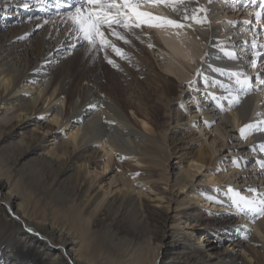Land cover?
Masks as SVG:
<instances>
[{
    "label": "bare ground",
    "instance_id": "obj_1",
    "mask_svg": "<svg viewBox=\"0 0 264 264\" xmlns=\"http://www.w3.org/2000/svg\"><path fill=\"white\" fill-rule=\"evenodd\" d=\"M21 2L0 0L1 22H8L9 12L24 4L31 16L48 14L58 25L67 17L65 12L57 14L56 0ZM185 2L189 16L196 8L205 9L198 18L206 17L207 22L184 20L183 8L177 13L145 6L142 10L177 19L184 27L142 25L126 30L136 44L153 49L160 59L159 72L151 67V86L139 80L147 76L145 61L130 62L133 70L138 69L133 85L141 94L137 102L128 99L122 83H114L110 76L111 88L103 87L97 77L82 76L74 97H66L71 79L55 77L53 69L83 42L76 39L74 29H66L55 47L39 55L32 66L18 59L13 44L1 41L0 264H127L136 251L158 256L164 246L171 256L161 264H264L242 253L233 255L227 246L210 244L206 234L247 232L233 226L228 217L216 218L200 209L208 208L209 201L223 202V210L230 206L240 214L242 225H252V240L264 251V215L233 203L245 197L259 207L264 200L260 148L264 132L256 127L244 135L240 131L246 125L264 127L260 123L264 122V58L260 59L264 46L246 42L258 40L254 35L264 37L263 16L249 23L248 14L259 12L236 0ZM69 5H76V0H64L59 7L68 11ZM259 6L264 7L262 2ZM112 65L105 64L103 70L109 72ZM250 78L257 87L246 84ZM173 95L177 100L188 95L182 112L204 145L188 166L180 162L168 166L167 138L161 134L163 169L154 179L160 166L154 156L159 141L146 120L148 116L153 120L157 106L170 103ZM36 115H48L47 124L54 128L42 129L36 123L23 131ZM59 130L62 137L47 144L48 135ZM129 157L135 159L129 163L132 171L123 172L121 162ZM227 158L231 165L226 170L221 162ZM98 159L104 160L96 166ZM110 166L112 175L106 180ZM217 170L222 174L218 179ZM212 183L216 185L206 186ZM155 191L164 211L160 217L147 212L148 195Z\"/></svg>",
    "mask_w": 264,
    "mask_h": 264
},
{
    "label": "rangeland",
    "instance_id": "obj_2",
    "mask_svg": "<svg viewBox=\"0 0 264 264\" xmlns=\"http://www.w3.org/2000/svg\"><path fill=\"white\" fill-rule=\"evenodd\" d=\"M22 2H28V0H22ZM260 2L263 3L264 0H236L235 3H241L242 6L244 5V7L253 8L255 11H258L261 16H263L262 20H264V7L259 6ZM61 9L62 10L57 11V14H60L61 12H65V14H67L68 11L63 10L62 7ZM24 11V5L16 7L15 10L10 11V16L7 17L8 22H3L4 20H2L1 22L3 15L0 14V45L3 44L1 41H4V43L8 42V45L13 44V51L17 55L18 59L21 62H25L26 64H28V66H32L38 59L39 55L44 54L50 48L53 49L60 38L63 36V33L66 29H74V31L76 32V39L79 41L82 40L81 35L75 30V26L70 20L67 19V17H64L61 22L62 24L60 23L58 25L56 24V18H50L48 14H43V17L40 12H37L36 14L34 13L32 14L33 16H31L26 11L24 13ZM26 13L28 15H25ZM251 13L248 14V20H250L248 21L249 23H252L257 16L255 13ZM36 22H39L37 29H35V26H37ZM114 27H116V31H118L128 41L127 43H125L123 40L116 39L114 36L109 35L107 29H105V34L112 44L122 50V55H118L112 50L111 47L101 50L99 45H97L96 47H92L88 45L87 42L82 40V43L72 48V51H70L68 55L60 58L57 64L54 66L53 73L55 77L71 79V85L66 88L65 95L67 98H73L75 95V86L83 84L82 76L89 75L92 77H97L103 87L111 88V83H109L110 76L113 79L114 83H122V88L126 92L128 99L137 102L141 94L139 92H134L133 85L135 83L134 80L137 76L136 73L138 69L133 70L130 62L135 63L133 61L138 58L145 61L146 66L148 67L147 76H141L139 80H144L151 86V84L149 83V80L151 81L153 76L151 67L154 68V72H159L160 69V67L158 66L160 63V59L158 56H156L157 53H155L153 49H148L136 44L134 40L127 36L126 30L123 27ZM256 27H259L258 31L262 32L260 24L256 25ZM240 28L241 24L236 25L235 31L237 32ZM256 37L258 38V40H246L247 44H251V42L256 41V44H261L264 46V37H262L261 35H254L255 39ZM261 58H264V54L261 55L260 59ZM109 60L112 61L111 64L113 65L109 68L110 71L108 72L103 70V66L105 64H110L108 63ZM129 73H132V76H130ZM254 82H256L254 78H250V82L246 84L249 85L250 83V85H253ZM254 87H257V85L252 86V88ZM102 92L103 91H100L99 94H101ZM25 94L26 92L21 93V96H24ZM170 97V103L165 102L157 106V111L155 112L154 116H152L153 120L150 116H148V119L146 120L148 127L153 130L155 137L159 141L157 151L154 156L156 157L157 163L160 166H157L155 168V173L153 175L154 179H158L160 177L163 169L160 162L163 161L162 148H164L163 145H165V143H162V140L164 135L167 138V146L169 151V158L167 162L168 166L177 164L179 162L182 164V166H188L187 161L191 158V156L195 155L196 151H198L204 145L203 142H201L200 138H198V136L195 134L194 128L186 123L187 117L182 112L181 105L183 106L187 102L188 95H185L182 100H177L176 95ZM152 98L154 99L155 96ZM47 105L48 103H46L43 108H46ZM169 111L172 112L170 113L172 115L171 117L167 116L166 114V112L169 113ZM36 117L37 118L31 120L30 123L28 120L29 125L23 131L34 128L36 123L39 124L40 128L42 129L51 130L52 128H54V126L52 127V125L47 124L48 115H36ZM179 118L182 119V121L176 124V120H178ZM68 132V128H65L63 131L64 134ZM55 136L62 137L60 130L48 135L47 144L52 142ZM168 138H170V140H168ZM257 154L259 155V153ZM114 156H116V152L114 153ZM103 160L104 159H98L94 163V165H101ZM116 161L117 160H114V164L118 163ZM134 161L135 159L132 157H129L127 159V162L122 161V171H132L129 163H135ZM221 165L224 167V169L227 170L229 168L228 165H231L229 158L226 159V162H221ZM143 166L144 165H142L140 168H143ZM215 167H217L216 169H220L219 166L215 165ZM114 168L115 166L112 167L113 170ZM204 169L205 168H203L202 171ZM205 170V173H209L208 169ZM109 175H112L111 166L106 172L104 179L107 180L109 178ZM214 176V178L218 179V176H222V174L219 170H217ZM199 177H201V174ZM219 178L220 185L223 186L225 181L222 179L223 177ZM215 183L207 184L206 186L208 187L210 185H216L217 183ZM161 186L162 188H166L163 185ZM153 190L157 189L154 188ZM157 193L158 192L155 191L151 192L150 195H148L150 198H147H149L150 200L148 201L149 208L147 209V212L149 214H152V216L155 214V217H160L161 214L164 213V211L162 210V207L158 203V201H156L154 198L155 194ZM208 205V208L201 207L200 209L206 213L214 215L216 218L228 217L230 218L233 226L237 224V228L246 230L247 232L240 233L239 231H233V233L228 236L227 232L225 230H222L215 236L206 234L208 237L207 239L210 241L209 243L213 244L217 248H223L227 246L231 250V253H233V255H237L238 257L239 254L242 253L241 255L246 256L247 258H252L253 260L255 259L257 261L264 262V251L259 248V246L255 243L254 240H252L251 237L252 225L249 222L245 223V225H242L239 222L240 214L235 213L234 209L230 208V206L224 207L225 210H223V208L221 207L225 206L223 202L209 201ZM198 206H201V203H199ZM259 218H261V216H259ZM246 221L247 219L244 220V222ZM167 250L168 248L164 246L162 248V254L160 253V255L158 256L156 254L153 256L141 255L138 251H136V253L133 254L132 257H130V261L128 260L127 264H161L165 261V257L171 256L167 254ZM174 258H176L175 255ZM236 264H239V261H237Z\"/></svg>",
    "mask_w": 264,
    "mask_h": 264
},
{
    "label": "snow or ice",
    "instance_id": "obj_3",
    "mask_svg": "<svg viewBox=\"0 0 264 264\" xmlns=\"http://www.w3.org/2000/svg\"><path fill=\"white\" fill-rule=\"evenodd\" d=\"M64 0H56V6L63 4ZM167 7L173 12H179L184 9V20H193L196 23H206L207 18H198V13L205 12L203 8L193 10L191 16L187 14L185 0H76V5H69L67 19L75 26V30L81 35L83 41L88 45L96 47L99 45L101 50L111 47L118 55H122V50L116 47L105 34V29L108 34L116 39L128 41L116 31V27H123L125 30L132 28H140L142 25L154 28H182L184 25L177 19H171L167 16L155 15L152 12L142 10L143 7ZM264 6V3H262ZM24 7H28L24 4ZM74 8V10H73ZM257 17L260 13H256ZM108 63H112L111 60ZM246 82V81H244ZM264 83V81H262ZM238 99V98H237ZM264 124V122H260ZM256 127L258 131L264 132V127L257 125H246L242 128L241 134L244 135L246 129ZM261 151H264V144L260 145ZM264 167V161L261 162ZM230 192L233 189H228ZM234 204L241 210L249 209L256 211L259 215H264V200L259 201V207L253 200H248L245 197H239V200H234Z\"/></svg>",
    "mask_w": 264,
    "mask_h": 264
}]
</instances>
